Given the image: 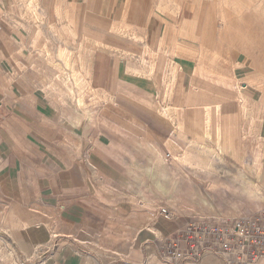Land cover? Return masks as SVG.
Masks as SVG:
<instances>
[{"label":"crops","instance_id":"obj_1","mask_svg":"<svg viewBox=\"0 0 264 264\" xmlns=\"http://www.w3.org/2000/svg\"><path fill=\"white\" fill-rule=\"evenodd\" d=\"M258 145L264 0H0L2 261L178 264L261 206Z\"/></svg>","mask_w":264,"mask_h":264},{"label":"built area","instance_id":"obj_2","mask_svg":"<svg viewBox=\"0 0 264 264\" xmlns=\"http://www.w3.org/2000/svg\"><path fill=\"white\" fill-rule=\"evenodd\" d=\"M179 241L184 242V247L178 246ZM166 249L178 264H199L205 252L216 249L244 257L228 264H264V208L243 211L242 217L219 225L195 222L170 240Z\"/></svg>","mask_w":264,"mask_h":264},{"label":"rangeland","instance_id":"obj_3","mask_svg":"<svg viewBox=\"0 0 264 264\" xmlns=\"http://www.w3.org/2000/svg\"><path fill=\"white\" fill-rule=\"evenodd\" d=\"M245 149V151L243 152V155L245 157H264V146H261V145H258V146H254L253 147V151L251 153H249V151L246 150V147H243ZM248 150H249V147H248ZM249 161L245 160L244 164H243V167L245 168V170H252V169H256L258 170L257 173H259V175L262 174V171H263V164L261 162H252V164L250 166H248L246 163H248ZM250 163V162H249ZM191 170H197V165H196V159H195V163H191ZM246 181H250L248 179H245ZM261 180V179H260ZM251 182V181H250ZM251 184V183H250ZM253 187H254V191L255 193L259 194V191L260 189L258 188V185L257 184H253ZM260 196V195H259ZM257 208H264V199H263V202L261 203V206L259 207H254L252 209H248V210H245V211H250V210H253V209H257ZM242 217V216H241ZM240 218V217H238ZM180 235L182 234V232L179 233ZM1 236V235H0ZM3 236V235H2ZM176 238V237H175ZM2 240V239H0ZM244 259V257H241ZM16 261H10V262H5V261H2L0 259V264H21L20 261H19V258H15ZM240 262V261H238ZM237 262V263H238ZM39 262H36V263H31V264H38ZM158 264H162V256L159 255L158 257Z\"/></svg>","mask_w":264,"mask_h":264},{"label":"bare ground","instance_id":"obj_4","mask_svg":"<svg viewBox=\"0 0 264 264\" xmlns=\"http://www.w3.org/2000/svg\"><path fill=\"white\" fill-rule=\"evenodd\" d=\"M150 145H151V144H150ZM246 164H247L248 166H250V165H251V163H249V162H248V163H246ZM149 169H150V168H149ZM133 174H134V173H133ZM135 176H137V175L135 174ZM139 177H140V176H139ZM140 180H141V179H140ZM137 185H138V184H137ZM139 185H141V184H139ZM142 187H144V186H142ZM157 187H158V186H157ZM244 190H246V189H244ZM141 191H142V190H141ZM248 191H249V190H248ZM247 193H248V192H247ZM247 193H246V194H247ZM48 208H49V207H48ZM48 210H49V209H48ZM45 211H46V209H45Z\"/></svg>","mask_w":264,"mask_h":264}]
</instances>
